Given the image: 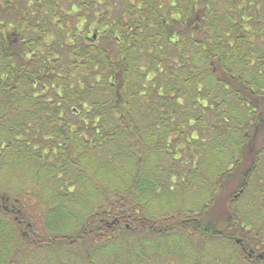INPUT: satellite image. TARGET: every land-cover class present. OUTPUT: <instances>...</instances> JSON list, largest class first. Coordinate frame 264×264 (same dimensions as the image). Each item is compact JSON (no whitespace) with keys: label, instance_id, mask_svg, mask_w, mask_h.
Masks as SVG:
<instances>
[{"label":"trees","instance_id":"1","mask_svg":"<svg viewBox=\"0 0 264 264\" xmlns=\"http://www.w3.org/2000/svg\"><path fill=\"white\" fill-rule=\"evenodd\" d=\"M243 14L0 0V264H264V48Z\"/></svg>","mask_w":264,"mask_h":264},{"label":"flooded vegetation","instance_id":"2","mask_svg":"<svg viewBox=\"0 0 264 264\" xmlns=\"http://www.w3.org/2000/svg\"><path fill=\"white\" fill-rule=\"evenodd\" d=\"M235 5H237L238 12L242 15L243 13H247L248 17L244 19L241 17L245 24L243 25L244 29L250 33L247 34L246 44L249 47H253L256 53L260 51L262 48H264V0H234ZM246 15V14H243ZM258 54H256L253 57V67L255 70H258L261 66V62H264L261 57H257ZM261 59V61H256V59ZM264 72V64L263 69H260L259 72ZM254 80L251 78V94L256 93H264V86L257 87V84L254 83ZM261 85H264L262 83ZM263 129L262 121L259 127V130L261 131ZM260 141L256 143V146H258L262 141L264 143V131L263 136L260 135L259 137Z\"/></svg>","mask_w":264,"mask_h":264},{"label":"rangeland","instance_id":"3","mask_svg":"<svg viewBox=\"0 0 264 264\" xmlns=\"http://www.w3.org/2000/svg\"><path fill=\"white\" fill-rule=\"evenodd\" d=\"M259 104V103H258ZM263 143V141L258 145V146H260L261 144ZM261 176H262V174L261 173H259ZM255 177H257V174H256V176ZM237 179H238V177H237V175H236V178H234V179H230L229 180V182H227L221 189H220V195H221V197L223 198V197H225L228 193H230L232 190H233V188L235 187V185H236V183H237ZM258 181L257 180H255V178H254V180L251 182V184L249 185V186H251L252 187V185L254 186L256 183H257ZM258 184H261L260 182L258 183ZM190 196L192 197V198H194V197H196V194H190ZM252 197L253 198H257V196H254V192H253V188H251V192L249 193V192H246L243 196H240V197H238L237 198V200H238V202H237V208L239 207L240 209H242V208H246L247 210H250L251 209V205H252V202H253V199H252ZM198 200V198H194V200L193 201H197ZM190 205V204H189ZM191 206V205H190ZM253 206V205H252ZM194 207V206H193ZM255 208V207H254ZM217 210H219L218 208H216ZM162 264H168V261L167 260H165L164 259V261L162 260V262H161ZM174 263V262H173ZM174 264H176V263H174Z\"/></svg>","mask_w":264,"mask_h":264}]
</instances>
